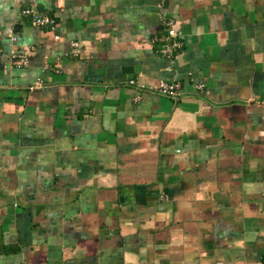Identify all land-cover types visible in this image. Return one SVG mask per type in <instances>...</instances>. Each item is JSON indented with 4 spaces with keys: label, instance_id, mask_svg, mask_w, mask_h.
Returning <instances> with one entry per match:
<instances>
[{
    "label": "crops",
    "instance_id": "0c3cea01",
    "mask_svg": "<svg viewBox=\"0 0 264 264\" xmlns=\"http://www.w3.org/2000/svg\"><path fill=\"white\" fill-rule=\"evenodd\" d=\"M0 48V264H264V0H0Z\"/></svg>",
    "mask_w": 264,
    "mask_h": 264
},
{
    "label": "built area",
    "instance_id": "2783aa9c",
    "mask_svg": "<svg viewBox=\"0 0 264 264\" xmlns=\"http://www.w3.org/2000/svg\"><path fill=\"white\" fill-rule=\"evenodd\" d=\"M20 13L21 15L28 17L30 23L33 24L34 26L53 29L56 24L53 17L39 14L31 6L22 8L20 10ZM163 25L166 27L165 33L161 35L160 38L156 39L158 40L157 51L161 55L170 58L174 54V51L180 47L181 42L178 39L176 29L173 26L172 22L165 21L163 22ZM72 45H75V42H73ZM0 58H1V48H0ZM10 58L13 59V61H16L17 65H25L26 63V59L20 52H12L10 54ZM126 83L132 87H137L139 89H147L159 95L170 98H175L179 96L182 92V85L180 81L173 76L170 78L158 79L153 85H147L143 82H139L134 79H128ZM37 85H39V83L34 82L29 89H31L32 86H37ZM193 87L197 90H201L202 83L200 82L194 83Z\"/></svg>",
    "mask_w": 264,
    "mask_h": 264
}]
</instances>
